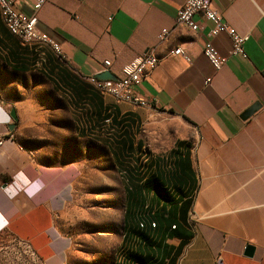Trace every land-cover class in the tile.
<instances>
[{
  "label": "crops",
  "instance_id": "1",
  "mask_svg": "<svg viewBox=\"0 0 264 264\" xmlns=\"http://www.w3.org/2000/svg\"><path fill=\"white\" fill-rule=\"evenodd\" d=\"M12 1L24 14L33 9L34 0ZM182 2L47 0L37 29L59 55L46 40L24 44L0 13V234L38 260L66 264L60 255L70 246L57 235L55 207L81 168L38 159L68 157L74 135L104 148L125 179L113 264H264V0L212 1L247 37L246 58L230 55L226 33L210 36L211 21L194 16L197 31L177 23ZM209 39L226 57L218 71L202 54ZM178 47L188 61L172 55ZM147 52L158 65L134 88L144 106L88 81L116 76Z\"/></svg>",
  "mask_w": 264,
  "mask_h": 264
},
{
  "label": "rangeland",
  "instance_id": "2",
  "mask_svg": "<svg viewBox=\"0 0 264 264\" xmlns=\"http://www.w3.org/2000/svg\"><path fill=\"white\" fill-rule=\"evenodd\" d=\"M168 136L175 138L170 130ZM67 153L66 158L38 159L43 164L74 163L81 168V176L55 207L57 235L66 238L65 248L70 246L60 258L66 264H113L127 209L125 179L121 181L108 152L89 136L73 135ZM0 264L48 263L38 260L25 244L0 234Z\"/></svg>",
  "mask_w": 264,
  "mask_h": 264
},
{
  "label": "built area",
  "instance_id": "3",
  "mask_svg": "<svg viewBox=\"0 0 264 264\" xmlns=\"http://www.w3.org/2000/svg\"><path fill=\"white\" fill-rule=\"evenodd\" d=\"M47 0H34L33 9L30 14H24L16 9L12 0H0V13L3 15V24L10 33L19 35L24 44H31L35 40H46L53 44L57 55L61 53L60 46L53 41L46 33L37 29L38 14ZM213 0H183L181 8L176 15L177 23L189 24L193 27V31L200 29L199 24L193 20V17L199 15L201 18L213 23L209 34L211 37L224 32L231 41L230 55L246 58L244 44L247 37L227 22L221 15L212 7ZM165 29L160 30L156 38L164 39ZM202 54L207 59L209 64L215 71H218L226 62V57L218 54L211 40H206L203 44ZM173 56H180L188 61L189 56L181 48H175L172 51ZM103 65L106 69L111 67V60H103ZM158 65V58L153 52H147L138 56L124 65L116 80L99 79L96 76H91L88 81L102 94L110 95L118 100L129 101L144 106L146 102L139 99L135 93V86L141 82L145 74L153 70ZM1 144V142H0Z\"/></svg>",
  "mask_w": 264,
  "mask_h": 264
},
{
  "label": "water",
  "instance_id": "4",
  "mask_svg": "<svg viewBox=\"0 0 264 264\" xmlns=\"http://www.w3.org/2000/svg\"><path fill=\"white\" fill-rule=\"evenodd\" d=\"M96 77L99 79L116 80V77L110 71H103V72L99 73ZM256 110H257V105L251 106L250 108L245 110V112H243V114L241 115V118L246 119L247 117L252 115ZM9 116L13 120V122L8 126L9 130H11L14 128L16 120H17V118L15 116V111L11 110L9 112ZM253 251H254V248L250 245H247L245 247V250H244V256L251 257L253 255Z\"/></svg>",
  "mask_w": 264,
  "mask_h": 264
},
{
  "label": "bare ground",
  "instance_id": "5",
  "mask_svg": "<svg viewBox=\"0 0 264 264\" xmlns=\"http://www.w3.org/2000/svg\"><path fill=\"white\" fill-rule=\"evenodd\" d=\"M179 24H181V25H183V26H185L186 28H188V29H190V30H192L193 31V27H191L189 24H185V23H179ZM17 37H19V38H21L19 35H17L16 33H14ZM55 51V50H54Z\"/></svg>",
  "mask_w": 264,
  "mask_h": 264
},
{
  "label": "trees",
  "instance_id": "6",
  "mask_svg": "<svg viewBox=\"0 0 264 264\" xmlns=\"http://www.w3.org/2000/svg\"><path fill=\"white\" fill-rule=\"evenodd\" d=\"M139 226V225H138ZM140 228V227H139ZM124 237V236H123Z\"/></svg>",
  "mask_w": 264,
  "mask_h": 264
}]
</instances>
